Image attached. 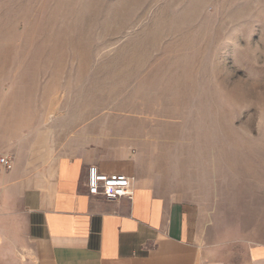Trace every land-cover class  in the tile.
I'll return each instance as SVG.
<instances>
[{
	"label": "rangeland",
	"instance_id": "obj_1",
	"mask_svg": "<svg viewBox=\"0 0 264 264\" xmlns=\"http://www.w3.org/2000/svg\"><path fill=\"white\" fill-rule=\"evenodd\" d=\"M85 125L264 243V0H0V138Z\"/></svg>",
	"mask_w": 264,
	"mask_h": 264
},
{
	"label": "crops",
	"instance_id": "obj_2",
	"mask_svg": "<svg viewBox=\"0 0 264 264\" xmlns=\"http://www.w3.org/2000/svg\"><path fill=\"white\" fill-rule=\"evenodd\" d=\"M95 128L0 138V264H264V243L218 245L202 205L164 193L145 154ZM132 177L133 197L89 194L90 168Z\"/></svg>",
	"mask_w": 264,
	"mask_h": 264
},
{
	"label": "built area",
	"instance_id": "obj_3",
	"mask_svg": "<svg viewBox=\"0 0 264 264\" xmlns=\"http://www.w3.org/2000/svg\"><path fill=\"white\" fill-rule=\"evenodd\" d=\"M13 158L0 154V177L13 167ZM133 178L124 174H108L97 168L89 169L88 191L92 196H103L109 200L133 197ZM1 210V205H0Z\"/></svg>",
	"mask_w": 264,
	"mask_h": 264
}]
</instances>
